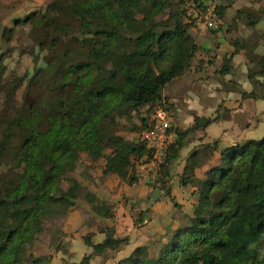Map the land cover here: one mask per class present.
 Here are the masks:
<instances>
[{"label": "trees", "instance_id": "obj_1", "mask_svg": "<svg viewBox=\"0 0 264 264\" xmlns=\"http://www.w3.org/2000/svg\"><path fill=\"white\" fill-rule=\"evenodd\" d=\"M206 2L179 0L177 4L193 3L195 7L187 9L206 11ZM208 2L217 5L221 23L227 8L219 6L217 0ZM171 7L172 0H53L48 10H64L62 17L44 26L36 22V14L16 22L26 26L21 32L27 36L24 43L52 54L49 69L61 77V87L54 82L37 84V73L29 79L26 101L16 105L14 95L28 75L25 73L5 92L7 110L0 119L4 134L0 159L6 167L0 171V264L49 263L50 258L34 257L30 250L52 216L70 210L76 200L85 201L102 218H114L109 203L76 177H69L81 155L88 157L89 170H95L103 160L104 176L115 174L128 187L139 183L137 165L144 156H151L140 138L151 130L158 109L170 111L163 98L164 87L190 73L201 50L190 33L196 19L188 17L186 9L168 12ZM245 12L237 11L234 20ZM261 13L264 15V10ZM16 35L0 22V51L10 46ZM72 37L79 48L68 45L60 58L57 48ZM231 44L235 52L224 57L222 77L232 70L235 54L264 47V31L253 44L234 37ZM4 55H0V67L5 70ZM252 63L249 79L257 86L251 93H240L243 99H264V53ZM33 87L43 89L38 102L28 101L36 96ZM145 108L146 116L136 125L134 114ZM212 121L196 117L188 131L171 128L176 140L166 151L153 187L165 194L153 202L169 199L179 207L171 191V167L186 138L205 130ZM120 131L139 133L138 142L118 136ZM9 153H13L14 167H10ZM216 153V164L199 177L198 170ZM66 181L68 187L63 185ZM180 185L196 188L198 202L193 217L163 238L157 255L141 245L114 264H264V136L223 149L217 142L203 144L187 157ZM102 232L106 238L101 243L90 237L84 240L92 253L79 264H91L94 256L105 258L106 253L119 252L130 242L129 237L115 238L112 230ZM63 245L60 243L57 251Z\"/></svg>", "mask_w": 264, "mask_h": 264}, {"label": "crops", "instance_id": "obj_2", "mask_svg": "<svg viewBox=\"0 0 264 264\" xmlns=\"http://www.w3.org/2000/svg\"><path fill=\"white\" fill-rule=\"evenodd\" d=\"M205 1L208 2V0ZM217 4L227 8L225 19L219 25L220 29L207 31L201 25L191 29L190 33L193 39L201 47V50L196 53L192 61L193 70L182 78L168 83L162 91L164 101L168 103L171 111L167 110L172 116L173 128L188 131L194 126L196 117L213 120L205 130H199L186 138L185 147L182 149L180 157L171 167L172 195L182 204L188 206V210L183 209L186 218L184 215L176 218L177 214L167 200L164 199L158 202L150 200V222L146 226L148 230L132 231L131 236H129L130 242L122 249L123 251L106 253L105 259L110 264H114L116 259L128 256L137 246L146 245L149 238H160L165 233H171L181 226V221L193 217L195 209L191 205L193 203L191 194H193L195 189L180 185V175L190 154L199 150L203 144L217 142L218 147L223 149L236 143L255 140V137L259 135L258 133H262L255 121L264 120V102L243 99L242 94L236 91V88L247 93H251L254 90L252 81L249 79L248 69L250 66L254 67L252 62L264 53V47L259 45L252 52L242 50L235 54L232 61V70L224 79L227 84L229 83L228 86L230 88L222 86L223 82H221L219 73L224 63V57L235 52V48L231 44L232 37L257 41V34L264 31V15L261 13L264 10V0H217ZM240 10H245L246 12L241 16V19L234 20L236 12ZM246 100L254 102L247 105L244 103ZM217 116L219 119L214 121ZM135 124L140 125L141 122L135 121ZM117 135L130 141L121 133ZM173 135L176 140V134L173 133ZM217 159V153L214 157L209 158L205 164V166L207 165L206 169L214 165ZM139 174V183L131 187H125L115 174L106 176L108 178L106 182L107 188L105 185L101 188H95L90 181L86 180L82 182L99 199L112 206L116 205L114 208L116 216L122 212V207L125 205L123 199L131 203L127 211L130 212L132 205L135 204L134 212L136 215H140L150 202L148 198L153 193H157V190H150V187L146 185L148 178L144 175L141 176V173ZM114 186L116 188L113 190ZM85 214L105 219L96 215L83 200H76L73 208L62 214H57L55 225L62 233L61 238H65L64 246L66 249L72 250L71 258L61 257L66 261L75 263L78 258L81 257L82 259L85 254H91L92 250L82 240L67 239L68 237L66 236L80 229L84 223ZM146 227L144 228L146 229ZM153 227L154 232L150 235ZM103 236L99 234L97 241L102 242L105 238ZM61 258L59 264H62Z\"/></svg>", "mask_w": 264, "mask_h": 264}, {"label": "rangeland", "instance_id": "obj_3", "mask_svg": "<svg viewBox=\"0 0 264 264\" xmlns=\"http://www.w3.org/2000/svg\"><path fill=\"white\" fill-rule=\"evenodd\" d=\"M178 1L179 0H172V7L168 9V12L174 11V10L179 9V8L180 9L181 8L186 9L188 17L190 16L191 18L196 19L195 26L199 27V25H201L202 27H205L203 23L198 24L197 14L195 12H193L192 10L187 9L190 5L188 6V5H186L187 3L186 4L184 3L180 7L177 4ZM52 3H53V0H0V22L4 26H6L8 28H12L17 32L16 38H15V40L12 41L11 45L10 46L5 45L3 50L0 51V55L2 53H5L3 60H4V64L6 65L5 70H4L3 66L0 67V73L4 70V78H3L2 82L0 83V119L4 118L3 113H4L5 109L7 110V107H5V92L7 90L11 89L12 84H16V78L23 77V75L25 73H28V75L26 76V78H23V83L17 89L16 94L14 95V101H15L16 105L17 104L23 105L24 101H26L25 90L28 86L29 79L37 73H39V79L37 77V79H38L37 84L42 83V82H44V83L50 82L52 84L54 82V83L58 84L57 86L61 87V77L59 75L53 74L54 72L49 69V66H50L49 63H50V61H52V59H54V58H52V54L47 49H38L37 47L28 46L26 43H24L25 40L27 39V36L25 38V35H23V33H21V32H23L25 30L26 26H23V25L18 26L16 23L19 20L26 19L31 14H36L37 15L36 22L39 23L40 25L44 26L45 24L50 23L53 20H56L57 18H60L66 14L64 12V10H52V11L48 10V6H50ZM212 30H215V29H207V31H212ZM54 36H55V34H54ZM75 37H77V36H75ZM75 40H76V38L72 37L66 43L62 42L59 45L57 50L59 52L60 58H62V56L64 55V53L68 49V45L70 47H73V44H74V47L79 48L80 44H79V42L76 44ZM247 41H250L251 44L256 42V40H247ZM247 52H249V51H247ZM43 76H46V77L43 79L42 78ZM219 77L222 80L221 82H223L222 86L224 88H230L228 86L229 83L227 84L224 80L225 77H222L221 75H219ZM13 82H15V83H13ZM252 85L254 88L257 86L256 83H254V82L252 83ZM45 88L48 89V85H46ZM59 89H62V88H59ZM236 89L239 92H246V91H243V90L238 89V88H236ZM33 90L35 91L36 96H35V98L29 99L28 101L38 102L39 97L44 95L43 89H40L39 87H33ZM58 91L60 92V90H58ZM53 97H55V95ZM252 100H256V99H252ZM257 100H259V102H264V99H257ZM252 102H254V101H250V100L244 101V103L247 105H250ZM144 114L146 116V108L143 109L139 114H134V116H133L134 117V123H135V121H141V119L143 117H145V116H143ZM122 121H123L122 122L123 124L126 123V121H124V119ZM255 124H258L257 126L260 128L259 130H262V133H258L259 135H257L255 137V140H260L264 136V120L261 119L260 122L255 121ZM120 133L122 135H124L128 140H130L132 142H138L139 133H131V132H127V131H120L119 134ZM3 138H4V134L2 132H0V141L1 142L4 141ZM108 152H110V150H108ZM12 156H13V153H9L8 161H9L10 167H14V164L12 162V158H13ZM142 159L145 160L146 157H143ZM102 163H105V161H103V160L100 161L96 165L95 170H89L88 168L90 167V161H89L88 157L83 154V155H81V159L77 164L76 171L71 175L72 177L71 176H69V177L70 178L76 177L81 182L83 180L90 181V183L93 184V186H95V188H101L104 185L107 188L108 186L106 185V182H107L108 178L101 173L102 167L104 165ZM141 163H142V160L137 165V167H138L137 175L139 177H140V174H139L140 167L139 166ZM1 164L3 165L4 163L0 159V171H4L6 167H4V166L2 167ZM143 164H144V162L141 165H143ZM206 166H204L202 169L198 170L199 177H202L203 174L205 173V171H207L209 169V168L206 169ZM209 166H211V165H209ZM157 177H158V175H157ZM68 181L70 182L72 180L69 179ZM150 181L148 180L146 185L148 187H150V190L151 189L153 190V187L157 181V178L155 179L154 183L152 182V179ZM67 183H68L67 181L64 182V184H63L64 187L69 186ZM82 183L86 188L89 189V187H87L84 182H82ZM121 183H122V181H121ZM125 187H127V186H125ZM189 187H191V186H189ZM115 188H116V186L113 187V190ZM171 188H172V185H171ZM192 188H194V187H192ZM194 189L195 190H194L193 194H191L192 200H193V203L191 205L194 206V209H196L197 202H198V196L195 194L196 188H194ZM100 190H103V189H100ZM153 191H155V190H153ZM114 194H116V193H114ZM164 194H165V192L163 190L157 189V193H153V195L150 196V197H152L151 201H154V199L162 197ZM149 198H148V201H150ZM175 199H176L177 204L179 205V207H177V208L169 199H165V200L170 202L169 204L175 210V213L177 214L175 216L176 218L181 217L182 215H184V217H185L186 214H184L183 209L188 210L187 209L188 206L185 204H182L179 200H177L176 197H175ZM79 200H82V199H79ZM194 200H195V203H194ZM123 201H124L123 203H125V205L122 207V212L118 216H116V211H115V216L112 219L105 220V219H101V218H97V217H93V216L91 217L89 214H85L84 223L82 224L80 229L76 232H71V233L67 234L66 235L68 237L67 239H76L77 241L82 240L84 242V240L86 238L90 237V239L94 243L97 244V243H101V242L97 241V236L99 234L104 235L103 237L106 238V234L102 232V231H105L106 229L112 230L114 237L118 238V239H123L125 237L131 236L130 234L134 230H136V231H139V230L147 231L148 227H146V226H147L148 222H150V220H149L150 212L148 213V211H150L151 201L149 203L147 202L148 204H147L146 208L144 210H142L140 215H138V214L136 215L134 212L135 211V206H134L135 204L132 205L133 207L129 212L127 210H129V208H130V204H131L130 201H127L126 199H123ZM115 206L116 205L112 206L113 210H114ZM88 207H90V206L88 205ZM143 213H147V214L145 216H143ZM144 219H145V221H144L145 224L141 225V220H144ZM50 220H51L50 221L51 223L50 222L48 223L47 229L34 242L33 247L30 250V253L34 257L45 256V257L50 258V261L47 264H59L60 258L62 256L66 257V258L72 257V255H71L72 250L64 249L65 246L63 245L64 247L60 251H57V246L60 243L64 244L65 238H61L62 233H61L60 229H58V227L55 225V221L57 220V215L56 216L53 215ZM187 222H188L187 220L181 221L180 227L185 226L187 224ZM144 227H146V229ZM153 232H154V227L152 228L150 235H152ZM168 233H165L160 238L159 237H153V238L151 237L147 240L145 246H147L149 248L151 255L154 256V255H157L159 253V251L162 249L163 244H164L163 238L166 235H168ZM61 246H59V247L61 248ZM125 246H123V248ZM90 249L92 250V248H90ZM121 251H123V250H121ZM125 252H126V250H125ZM91 253H92V251H91ZM78 254H79V252H78ZM86 255H89V254H85V256ZM83 257H82V259H83ZM54 258H55V262H54ZM61 259H62V264H79L82 260L80 257L77 259V262L74 263V262L66 261L63 258H61ZM107 261L102 256H94L91 260V264H110ZM29 264H33V263H29Z\"/></svg>", "mask_w": 264, "mask_h": 264}, {"label": "built area", "instance_id": "obj_4", "mask_svg": "<svg viewBox=\"0 0 264 264\" xmlns=\"http://www.w3.org/2000/svg\"><path fill=\"white\" fill-rule=\"evenodd\" d=\"M206 3L208 6L206 11L200 8H194L192 11L197 14L198 24L203 23L207 29H217L220 25L217 19V5L211 2ZM190 6L195 7L193 3ZM172 122L171 114L166 109L160 108L152 118L151 130L143 133L140 138V142L145 144L147 149L151 151V156H144L146 159H142L144 164H140L139 173H142L141 176H146L149 181L152 179L153 183L157 178L160 165L163 163L169 145L175 140L171 132Z\"/></svg>", "mask_w": 264, "mask_h": 264}]
</instances>
